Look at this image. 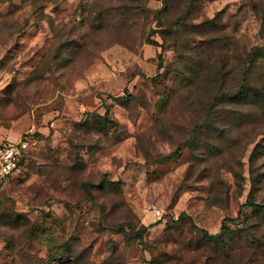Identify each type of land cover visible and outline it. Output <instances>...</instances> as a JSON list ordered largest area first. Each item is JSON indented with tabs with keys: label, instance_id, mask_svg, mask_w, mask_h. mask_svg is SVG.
I'll return each instance as SVG.
<instances>
[{
	"label": "rangeland",
	"instance_id": "rangeland-1",
	"mask_svg": "<svg viewBox=\"0 0 264 264\" xmlns=\"http://www.w3.org/2000/svg\"><path fill=\"white\" fill-rule=\"evenodd\" d=\"M28 135L0 264H264V0H0V142Z\"/></svg>",
	"mask_w": 264,
	"mask_h": 264
},
{
	"label": "built area",
	"instance_id": "built-area-1",
	"mask_svg": "<svg viewBox=\"0 0 264 264\" xmlns=\"http://www.w3.org/2000/svg\"><path fill=\"white\" fill-rule=\"evenodd\" d=\"M34 142L33 136L28 135L19 140L0 142V191L14 178L21 168L22 161ZM158 217L161 209H155Z\"/></svg>",
	"mask_w": 264,
	"mask_h": 264
},
{
	"label": "trees",
	"instance_id": "trees-1",
	"mask_svg": "<svg viewBox=\"0 0 264 264\" xmlns=\"http://www.w3.org/2000/svg\"><path fill=\"white\" fill-rule=\"evenodd\" d=\"M251 87L252 86L249 84V82L245 81L244 84L241 85L240 89L230 96L232 98V101H234V102L236 101L237 102V101L241 100L242 98H245V93L249 92ZM255 95L257 96V94H255ZM122 100L125 101L126 99L123 98ZM108 114H109V111L106 112L105 117H100V118H106ZM26 156H27V154L25 155L21 166L23 165V163H24V161L26 159ZM172 157H173V155H170V156H168L166 158L170 159ZM251 196H252V194H250V198H251ZM246 204L249 205L250 207H252L256 213H259L262 217H264V204H259L256 201H254L253 199H248ZM240 217H241V214H239L237 217H227L226 220L237 221ZM128 226H129L130 230H132L134 236H137V238H141V236L138 235V233L133 230L131 225H128ZM121 228H123V226H121ZM144 230H146V228ZM231 231H232V229L228 225L223 224L219 233H216V234H208L207 233V236H208V238H210L212 240H220V239H222L224 237V235L226 233H229ZM57 259L62 261L63 260L62 255H60L59 258L57 257Z\"/></svg>",
	"mask_w": 264,
	"mask_h": 264
}]
</instances>
